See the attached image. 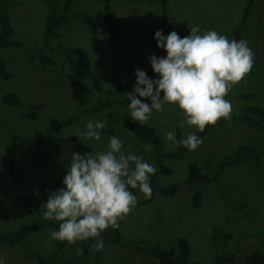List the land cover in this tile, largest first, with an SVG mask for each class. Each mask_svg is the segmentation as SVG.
<instances>
[{"label":"rangeland","instance_id":"rangeland-1","mask_svg":"<svg viewBox=\"0 0 264 264\" xmlns=\"http://www.w3.org/2000/svg\"><path fill=\"white\" fill-rule=\"evenodd\" d=\"M64 1L59 0V5ZM248 1L167 0V34L176 31L183 38L190 34L191 27L199 26L200 34L215 30L229 39V33L239 25ZM105 6V2L99 0H72L70 12H86L95 17L99 21L98 33H92L86 25L75 20L60 26L61 37L51 40L52 44L59 42L81 48L77 56L83 64L78 69L80 83L69 71L58 47L50 52L56 60L53 66L41 65L35 52L29 58L27 52L19 48L0 50V57L8 60L12 73L9 80L0 79V95L12 90L21 99V104L16 107L0 104V174L8 179L9 186L33 201L46 202L53 183L64 177L65 168L70 166L73 152L94 154L107 150L110 136H101L99 141L84 137L61 151L50 152L55 134L61 138L72 136L83 129L88 120H101L105 121V125L115 126L114 135L123 140V150L142 156L157 168L152 156L153 149L148 152L141 147L150 143L140 144L125 127V123L132 121V118L127 108L130 101L124 99L123 95L130 92L135 84L134 70H145L150 66L149 57L157 48L154 34L160 30L162 23V5L159 0H111L109 13L116 22L118 34L114 44H109L106 38ZM9 12L13 27L9 38L31 46L39 44L45 29V1L22 0L21 4L11 6ZM243 39L254 53L253 66L230 91L252 90L256 95L249 99L225 96L231 101L232 111L251 105L264 108V0H257L243 29ZM148 76L156 78L154 72ZM117 86L123 88L120 105L85 114L58 133L55 132L56 125L72 112L77 102H92ZM140 99L150 103L145 98ZM164 109L161 112L153 111L146 124L154 127L164 152L175 151L179 143L167 141L165 134L179 131L187 135L195 132L196 128L182 126V110L175 104H165ZM244 114L257 124L228 120L222 126H214L202 138L203 143L194 150L188 149L181 159L164 157L162 163L171 167L172 171L157 174V184L183 181L190 161L205 158L215 163L239 144H252L264 150V116L249 112ZM35 129L42 132L43 140L39 152L33 154L32 134ZM9 155L18 164L21 179L17 183L8 176ZM193 187L203 193L202 204L197 208L191 206L190 193L185 189L173 196L154 193L150 202L138 205L145 197L136 189L137 204L120 225L121 235L127 239L148 240L162 248L175 245L179 236H185L191 246L190 258L197 264L213 262L214 247L209 239L212 227L231 233L227 248L236 254V260L228 264H244L248 252L264 250V161L256 168L251 158L246 157L239 166L223 172L216 182H196ZM220 188L241 205L226 203L220 196ZM41 222L40 215L26 210L13 197H0V233L11 234L23 225ZM50 231V228H43L29 234L18 244L0 242V258L5 260V264H36L27 254L51 253L54 240L50 238ZM80 242H67L65 252L69 257H73L79 249ZM51 264L65 263L57 256ZM99 264L159 263L108 243L103 248Z\"/></svg>","mask_w":264,"mask_h":264},{"label":"clouds","instance_id":"clouds-1","mask_svg":"<svg viewBox=\"0 0 264 264\" xmlns=\"http://www.w3.org/2000/svg\"><path fill=\"white\" fill-rule=\"evenodd\" d=\"M200 32L199 26L191 27L183 38L176 31L167 35L162 29L155 32L156 46L166 56L149 57L155 79L144 70H134L135 84L123 95L130 101L127 108L133 122L145 124L153 111H164L165 104H175L182 110V126H194L199 132L222 117H230L232 105L225 96L251 70L254 53L244 39L229 40L215 30ZM104 127L105 121L88 120L80 135L99 141ZM165 138L189 150L203 143L194 132L177 141L176 133L169 131ZM141 147L152 150L150 144ZM123 149V140L113 135L108 138L106 151L71 154L62 180L64 187L51 191L40 207L45 220L60 222L58 230L50 231L52 240L73 243L95 238L92 247L101 251V233L117 228L118 221L137 204L130 189H138L146 199L151 197L150 178L156 168L142 156ZM0 264H5L3 258Z\"/></svg>","mask_w":264,"mask_h":264},{"label":"trees","instance_id":"trees-1","mask_svg":"<svg viewBox=\"0 0 264 264\" xmlns=\"http://www.w3.org/2000/svg\"><path fill=\"white\" fill-rule=\"evenodd\" d=\"M47 7L45 16V29L42 40L39 44L31 46L20 40L10 39V35L13 33V27L10 23V12L11 6L19 5L22 0H0V50L8 47H15L25 50L31 58L36 53V56L43 66H53L56 64L55 58L50 52L58 47L61 50L63 59L67 63L69 71L77 79V83H80L78 79V69L83 67L77 56L81 52V48L67 46L57 42L52 44L54 38H60L61 32L60 26H65L71 21H79L86 25L88 29L96 34L99 30V21L86 12H70V5L72 0H65L60 6L59 0H44ZM105 2V13L104 21L107 28V42L114 44L118 40L117 25L113 17L110 15L109 2L111 0H99ZM162 5V23L161 28L163 34L167 35V25L169 22V15L167 11V0H159ZM257 0H249L244 9L243 17L239 25L229 33V40L236 39L237 41L243 39V29L247 25L250 15L253 12ZM157 57L165 56V51L160 48H156L151 55ZM147 75L152 74L153 70L151 65L144 70ZM12 77V73L8 66V60L4 57H0V79L7 81ZM123 91L122 86H117L112 89H108L103 96L96 98L92 102H77L68 115L63 117L55 127V132L58 133L64 127L71 125L81 116L88 113L100 112L104 109H108L114 105L121 104V93ZM256 95L255 91H229L228 97L249 99ZM0 104L7 105L10 107H16L21 104V99L17 92L7 91L0 95ZM249 112L253 115L264 116V108L251 105L245 108H240L231 111L230 117L220 118L214 125H208L205 127L203 132L195 131L194 133L199 137L203 138L209 133L214 126H222L224 122L228 120H244L251 124H257V122L251 119L248 115L244 114ZM126 129L131 132L139 141L140 144L150 143L153 149L152 156L156 160L157 168L154 175L150 178V184L152 187V194L150 198H144L138 205L148 203L152 200L153 194L158 193L164 196H173L181 189H185L190 193V204L193 208H197L202 204L203 193L200 189L194 188L193 185L196 182L213 183L216 182L221 174L230 167L239 166L246 157H250L254 167L259 168L264 161V150H260L252 144H239L236 148L227 155H224L215 163L211 159L198 158L192 160L188 164L187 176L183 181L174 182L169 185H158L156 182V175L159 173H170L171 167L166 166L162 163L164 157L170 160L181 159L188 148L180 145L177 150L164 152L161 148V141L154 127L148 124L140 125L138 122L128 121L125 123ZM84 131L80 129L76 134L67 138H61L57 134L52 137L51 149L52 151H61L65 146L74 143L75 141L84 138L80 133ZM101 136H111L116 133L115 126L105 125L100 130ZM176 138L178 141L185 138L187 135L175 131ZM33 147L32 152L36 154L39 152L43 135L38 129L33 130ZM49 154L46 153L47 156ZM43 155V156H45ZM8 176L11 180L17 183L21 179V175L18 172V164L13 156H8ZM63 177L57 179L51 188V191L64 187L62 184ZM8 179L0 174V197L11 196L17 200L26 210L34 212L42 217L41 223L26 224L19 227L16 231L11 234L0 233V242L7 244H18L23 241L29 234L39 231L43 228H50L51 230H58L59 221L45 220L43 218L44 209L40 208L44 202L33 201L29 197L21 194L7 183ZM135 195L136 189H130ZM221 198L229 205L239 206L240 202L236 199L228 197L226 192L220 188L219 190ZM127 216V215H126ZM126 216L118 221V227H109L101 233V238L104 241V247L108 243H113L119 248L147 256L154 259L159 264H197L192 261L191 246L188 239L185 236H179L175 245L169 248H162L157 243H151L148 240L142 239H127L121 235L120 225L126 218ZM231 238V233L222 230L218 227H212L209 239L214 247V257L212 264H228L233 263L236 260V254L227 248V241ZM96 242L95 238H89L88 240L81 241L79 249L74 253L73 257H69L65 252V246L67 241H56L54 240V250L48 255L41 254L39 252H30L27 254L28 257L35 260L36 264H51L57 256H60L65 264H99L101 261L102 251H96L92 245ZM103 247V248H104ZM244 264H264V250L254 249L247 253L243 260Z\"/></svg>","mask_w":264,"mask_h":264}]
</instances>
